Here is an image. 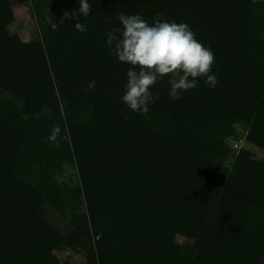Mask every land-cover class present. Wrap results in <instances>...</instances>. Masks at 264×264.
<instances>
[{
    "label": "trees",
    "instance_id": "16d2710c",
    "mask_svg": "<svg viewBox=\"0 0 264 264\" xmlns=\"http://www.w3.org/2000/svg\"><path fill=\"white\" fill-rule=\"evenodd\" d=\"M88 2L80 32L60 22L79 0H0V264H264V158L240 155L264 150V0ZM26 6L37 30L16 43L3 14ZM121 13L187 23L216 87L174 100L165 76L130 110L106 43Z\"/></svg>",
    "mask_w": 264,
    "mask_h": 264
},
{
    "label": "clouds",
    "instance_id": "9594fccd",
    "mask_svg": "<svg viewBox=\"0 0 264 264\" xmlns=\"http://www.w3.org/2000/svg\"><path fill=\"white\" fill-rule=\"evenodd\" d=\"M79 9L65 11L60 19L76 18L75 28L80 32L87 30L80 22V17H87L91 6L88 0H79ZM122 28H112L107 34V45L113 48V54L121 63L131 67L127 71L123 102L128 108L140 114H147L149 105L159 98L160 93L153 95L151 89L165 76L169 77V95L179 100L184 92L198 86V80L215 88L218 77L212 74L215 55L209 47L200 42L195 32L184 22H169L157 13L154 22L149 24L139 14L118 16ZM53 30L57 24L49 18ZM95 81L89 82L88 91L94 90ZM46 112L50 109H45ZM61 129L54 125L48 142L59 147Z\"/></svg>",
    "mask_w": 264,
    "mask_h": 264
},
{
    "label": "rangeland",
    "instance_id": "374dc122",
    "mask_svg": "<svg viewBox=\"0 0 264 264\" xmlns=\"http://www.w3.org/2000/svg\"><path fill=\"white\" fill-rule=\"evenodd\" d=\"M256 5L255 0H248V7L252 8ZM3 19L5 24L9 25L12 28V39L13 42H20L26 39H29L33 36L35 30H37L36 22L34 21L35 18L33 17V11L31 6H26L14 11L5 12L3 14ZM29 21V26L31 25L32 28H18V22H21L25 26L24 23ZM240 155L246 159L251 158H264V150L260 147L247 142L246 140L243 141L242 146L240 147ZM170 237L176 241L189 243L190 241L177 235V234H170ZM63 264H85V258L83 254H73L68 257L67 253L64 252L62 255Z\"/></svg>",
    "mask_w": 264,
    "mask_h": 264
}]
</instances>
